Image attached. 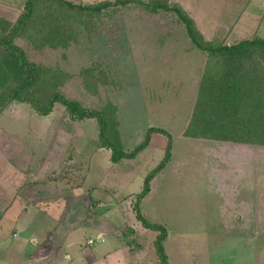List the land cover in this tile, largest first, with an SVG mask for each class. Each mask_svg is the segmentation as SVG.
<instances>
[{
    "label": "rangeland",
    "instance_id": "obj_1",
    "mask_svg": "<svg viewBox=\"0 0 264 264\" xmlns=\"http://www.w3.org/2000/svg\"><path fill=\"white\" fill-rule=\"evenodd\" d=\"M24 1L12 5L19 11L6 8L0 17L12 22ZM172 1L182 2L205 38L228 42L237 36L232 24L239 14L253 13L255 23L264 13V0ZM11 13V19L2 16ZM35 23L40 27L41 22ZM32 32L13 42L27 60L46 70L36 92L44 84L43 94L56 89L89 107L115 103L120 139L128 148L151 125L171 133L173 155L150 180V194L140 206L147 218L166 225L172 264H264V154L255 158L254 172L242 173L239 167L252 162L240 159L245 153H234L233 162H220L218 146L183 135L205 55L192 47L175 13L134 4L109 9L85 16L81 28L74 23L66 29L65 45L50 44L61 37L50 42L49 36L38 33L34 38ZM256 59L264 68V52ZM19 78L10 72L11 83L1 85L0 92H9ZM97 132L94 117L73 119L60 102L49 114L17 99L1 111L0 246L18 264L37 250L33 240L47 235L53 245L62 246L39 264L69 262L65 253L71 254V264H84L87 252L101 245L96 230L114 227L121 238L132 234L140 241L133 246L142 243V262L148 257L149 237L157 230L144 228L131 207L145 175L163 156L166 136L153 131L136 156L112 161L110 149L99 146ZM24 198L25 210L20 206ZM235 210L240 212L236 219ZM87 238L93 243L85 244Z\"/></svg>",
    "mask_w": 264,
    "mask_h": 264
},
{
    "label": "trees",
    "instance_id": "obj_2",
    "mask_svg": "<svg viewBox=\"0 0 264 264\" xmlns=\"http://www.w3.org/2000/svg\"><path fill=\"white\" fill-rule=\"evenodd\" d=\"M128 4L151 11L163 9L174 12L192 46L199 47L205 55L194 106L183 135L264 144V68L256 59L264 52V38L254 35L228 43L205 38L188 10L172 0H98L86 3L25 0L23 10L15 20L10 22L0 17V47L4 48L0 53V89L1 85H10V72L20 76L9 92H0V113L13 99L29 102L40 114H48L54 103L60 102L73 119L94 117L97 120L99 146L110 149L112 161L136 156L149 143L153 131L163 132L166 136L163 156L145 175L142 188L135 193L132 209L144 227L157 230L153 245L159 264H169L164 245L168 229L162 222L147 218L140 204L150 190L152 177L171 159V133L162 126L151 125L140 142L132 148L125 147L120 139L115 103H106L100 108L89 107L56 89L43 94L44 84L39 88L42 89L39 94L36 85L46 70L27 60L24 50L13 42L16 36L31 35L29 32L33 30L34 38L38 33L42 37L49 36L50 42L61 37L62 40L50 44L65 45L67 40L63 39V34L74 23L81 28L85 16L95 17L106 10ZM42 8L46 12L41 11ZM42 16H45V21L41 20ZM35 22H41L40 27Z\"/></svg>",
    "mask_w": 264,
    "mask_h": 264
},
{
    "label": "crops",
    "instance_id": "obj_3",
    "mask_svg": "<svg viewBox=\"0 0 264 264\" xmlns=\"http://www.w3.org/2000/svg\"><path fill=\"white\" fill-rule=\"evenodd\" d=\"M4 2H1V0H0V12L5 13L6 8H8L12 11L17 10V9H18V11L20 10L18 5H16L17 7L12 6V5L21 2V0L20 1L19 0H4ZM180 3L182 4V2H180ZM22 5H24V3H22ZM13 15L14 14L11 13L10 15H2V16L11 19V17ZM243 15H245L246 20H245V22L240 23V21L244 18ZM249 19L252 22H249ZM252 19L254 20V15L251 12H246L243 14H239L237 16L236 20L232 24V30H233L232 32H234V35H237V36L234 37L231 42H235V41H238L239 39L251 37L254 35H258V36L264 38V13L259 14L257 22L254 23ZM233 27H234V29H233ZM226 42L228 43V41H226ZM186 137L190 138V136H186ZM192 138L204 139L205 141H208L206 143H213L214 146H218L219 150L217 153L220 157V162H224V163L233 162V159L236 158L234 156V153H236V152L239 154L245 153V155L241 156L240 159L245 160L246 163H249V161H252V162H251V166H249V164H248L247 166H240L239 167V171L242 173L243 172H246V173L254 172V168H258V166L254 165L255 158H256V160L258 159L259 153L264 154V147L261 144L256 145V144L250 143V142H240V141H233V140H222V139L204 138V137H192ZM172 149H173V145H172ZM172 155H173V151H172ZM122 159H125V158H122ZM242 162H244V161H242ZM222 169H223V167L220 166L219 170H222ZM49 170H51L50 167L48 168L47 171H49ZM27 179H26V181H27ZM35 179L36 178L34 177L33 180L35 181ZM52 181H53V183H56L55 180H52ZM17 194H18V192L16 191L15 195H17ZM148 194H150V190L143 199H145L148 196ZM26 204H27L26 198H24V200L20 201V206L22 208H24L23 210L26 209ZM242 206L244 207V205H242ZM242 206H238L237 208L239 209ZM246 207H248V206H246ZM131 209H132V207H131ZM2 210L4 212V209H2ZM18 213L21 214L22 212H18ZM238 213H240V212L235 210V217H234L235 219L237 218L236 215ZM131 226H132V228L135 227L134 224H132ZM144 228H147V227H144ZM115 229H116V227H114V229H108V230H99V229L96 230L97 231L96 233H99L98 239H99V242L101 244L100 245L101 248H100V246H98V248L96 247L94 249V251L90 250L89 252H87L88 254L85 256L86 262L84 264H157V255H156L155 248L153 245V239L156 235V232H154V233L152 232V234H150V237H149V244H151L150 245V253L148 254V257L142 262L141 261L142 258H141V254H140L142 243L140 245L138 244L137 246H133L132 244H134V241L136 243H140V241L132 238L133 237L132 234H131V238H127V239L123 238V237L121 238L120 236H118V234H116ZM168 233H169V231H168ZM12 234L14 236H16L17 231L14 230L12 232ZM167 238H168V235H167ZM167 238L165 240L164 245H165L166 253L168 255L169 264H172L171 258H169V254H168L167 248H166ZM88 239L89 238H87V240L85 241V244L93 243V239H92V242H88ZM1 240H2V237H0V242H2ZM80 241L84 242L83 239H81ZM33 243L39 244L37 250H35L33 253L28 254V256H26V258L24 257V261H22V259H21L20 260L21 264H39L40 262L47 260L50 256L52 257V255L57 253L56 250H53L55 246H56V249H59L62 246V243H60V242H56V245H53L51 243V240L49 239L48 235H47V237L42 238L41 241H39L38 239H34ZM105 245H110V247H112L113 251L106 249ZM11 248L14 249V245ZM112 253H115L114 258H113V260H110V259H108V257L110 255H112ZM64 255H66L69 262H65V263L61 262V264H71L70 263V261L72 259L71 254L65 253ZM151 256H153V260H152ZM13 257H14L13 254H10L9 251H6L5 248L0 246V264H18L19 262L14 261ZM57 259H59V258H57ZM3 260H4V262H2Z\"/></svg>",
    "mask_w": 264,
    "mask_h": 264
},
{
    "label": "built area",
    "instance_id": "obj_4",
    "mask_svg": "<svg viewBox=\"0 0 264 264\" xmlns=\"http://www.w3.org/2000/svg\"><path fill=\"white\" fill-rule=\"evenodd\" d=\"M88 242H92V239H91V238H89V239H88Z\"/></svg>",
    "mask_w": 264,
    "mask_h": 264
}]
</instances>
